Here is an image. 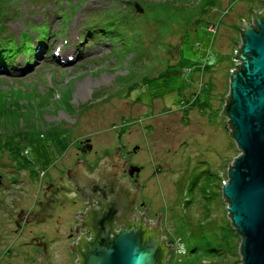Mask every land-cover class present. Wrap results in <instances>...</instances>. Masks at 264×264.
Returning a JSON list of instances; mask_svg holds the SVG:
<instances>
[{
	"label": "rangeland",
	"instance_id": "obj_1",
	"mask_svg": "<svg viewBox=\"0 0 264 264\" xmlns=\"http://www.w3.org/2000/svg\"><path fill=\"white\" fill-rule=\"evenodd\" d=\"M200 1L2 0L3 36L18 43L25 32L37 47L36 37L48 35L36 56L19 54L10 69H1L0 135L23 140L0 156L6 186L0 190V264L21 261L28 241L29 227L15 234L13 215L7 216L31 198L32 183L20 164L28 161L30 172L43 158H58L62 144L72 152L84 138L99 153L116 154L118 146L121 160L136 149L131 162L143 168L142 200L151 206L147 223L154 225L163 212L160 238L170 247L181 240L166 264L210 262L211 229L217 227L220 237L219 227L229 219L223 199H209L207 177L226 175L239 154L221 109L237 64L242 22L250 24L262 5L249 12L242 0H222L207 6L204 15ZM135 3L142 13L133 10ZM105 13L100 27L108 35L91 41L86 24ZM116 13L127 17L111 19ZM168 67L178 75L149 81ZM205 67L212 71L204 73ZM207 82L213 85L209 97L202 92ZM182 99L193 105L186 120ZM74 259L70 255L69 264Z\"/></svg>",
	"mask_w": 264,
	"mask_h": 264
},
{
	"label": "water",
	"instance_id": "obj_2",
	"mask_svg": "<svg viewBox=\"0 0 264 264\" xmlns=\"http://www.w3.org/2000/svg\"><path fill=\"white\" fill-rule=\"evenodd\" d=\"M134 7L137 13L143 12L138 3ZM239 34L241 44L233 59L240 64L230 72L229 102H226L221 114L228 118L227 123L232 131L230 136L239 154L227 170V180L222 182L221 194L226 201L231 226L241 239L239 264H264V2L260 13L252 12L250 24L242 22ZM115 149L116 154L110 159L106 160L105 154L102 160L98 159L93 173H90L85 162L76 163L75 170H67V179L73 182L76 192L68 182L59 178L63 184L59 190L68 201L76 193H81V198L88 200L86 208L90 206L85 213L88 218L81 222V226H76L74 232L78 234V229L86 226V229H91V240L85 241V236L81 234L78 244L69 247L78 255L75 264H166L172 255V247L160 238L159 220L163 212L158 214L154 225L147 223L148 207L144 208L142 214H137L136 222L126 220L133 218L131 214L136 211L134 204L138 201L140 186L137 183L136 191H132L131 182L136 180L120 182L119 175L126 172L129 156L120 161V154H117L120 149L118 146ZM135 171L137 173L139 168ZM98 177L101 178L100 186L97 185ZM44 190L48 191L44 193L47 203H39L42 210L39 211L40 215L36 214L40 222L44 221L41 212L51 217V212L44 209L53 210L48 205L54 203L49 197L56 202H64L58 195V189L51 184ZM36 215L30 214L25 222L33 220ZM113 219L118 225L124 224L117 229L116 224L112 223ZM32 240L37 242V238ZM31 241L23 245H32ZM35 245L43 247V254L35 251L40 256H36L37 261L30 259L31 263L47 264L44 262L45 244L39 241Z\"/></svg>",
	"mask_w": 264,
	"mask_h": 264
},
{
	"label": "flooded vegetation",
	"instance_id": "obj_3",
	"mask_svg": "<svg viewBox=\"0 0 264 264\" xmlns=\"http://www.w3.org/2000/svg\"><path fill=\"white\" fill-rule=\"evenodd\" d=\"M88 140L86 138L77 140L75 143L76 147L72 152L66 151L63 152L58 158H43L42 162L38 161V163H35L34 170H37L40 167H43L44 169V173L41 178L39 177L38 179H35L34 177L32 179L31 174L27 170H24L26 173L24 174V176L26 177L27 181L29 182L28 179L30 178L32 183L31 198L22 204L19 202L17 206H15L13 209H10V212H7V216L10 215L11 217L13 215V232L15 234L20 233L21 228L23 231L24 226L29 227L28 241L25 244H30V241L34 238H37V242L32 240V245H25L26 249L25 251H23L24 253L21 256V261L16 260L14 262L15 264H32L30 259L33 261H37L36 256H40V253H35V251L41 252V254H43V247L35 245L36 243L38 245L39 241L40 243L45 244V263L69 264L70 255H74L75 259L73 264H75L78 255L75 252H72L69 247H73V245L78 244V240L80 239V233L83 231H85L86 233V237H84L85 241L91 240V233H89L91 229H86V226L84 228H79L78 234L74 232L75 227L81 226V222L85 221L88 218V216H86L87 214H85L87 211L90 210V206H87L86 208L88 200L82 199L81 193H76L73 198H70L71 201H68V198L63 196L61 194V190H59V188L63 186V184L59 180V178H61L68 182L72 186L73 191L76 192L73 182L67 179L66 175L67 170H75L76 163L85 162V165L90 168V173H93L94 164L98 162V159L102 160L104 154L107 155L106 160L110 159L112 156H115V151H112L110 153H99L98 151H94ZM130 150H127L126 152L127 156H129L128 165L125 168L126 172L120 173L119 180L121 183L127 182L129 180H136L137 182H131L130 189L132 191H136L135 185L137 183L140 186L138 188V201L134 204L136 211L135 213L131 214V216H137V214H142L144 212V208L146 207H148L146 211V215H148L151 211V206L146 201L142 200V192L146 194L147 189L145 179L142 177L143 168L131 162L132 155L137 153V151H133L132 148ZM119 160L121 161L120 158ZM138 167L139 171L136 173L135 170ZM23 182L24 180L20 181L19 183ZM100 182L101 178L98 177V186H100ZM49 184H51L54 188L58 189V195L61 199L64 200V202L61 203L60 200H57L56 202L54 198L49 197V200H52L54 202L48 203V205H50L53 210L47 207H44V209L46 212H51V217H46L45 213L41 212L42 215H44V217H42L44 221L40 222L37 215H40L39 211L42 210V208L39 203H47V200L44 198V193H48V191L44 189L49 187ZM4 187L6 186L4 185L3 181L2 185L0 186V190L4 189ZM117 189L118 186L115 190ZM142 203L143 205H141ZM91 207L94 206L91 205ZM99 208L103 209V206L99 205ZM104 208H106V204L104 205ZM100 212L101 214H103L102 210ZM30 214L31 216H34L36 214L37 215L33 220L26 223L25 219ZM80 214H83L84 216H81ZM36 219H38V223H36ZM126 220L127 222L131 220V223H133V221H137V219L134 220L133 218H126ZM112 223L116 224L115 226L117 229L124 224L121 223L118 225L115 219H113ZM34 264L39 263L34 262Z\"/></svg>",
	"mask_w": 264,
	"mask_h": 264
},
{
	"label": "trees",
	"instance_id": "obj_4",
	"mask_svg": "<svg viewBox=\"0 0 264 264\" xmlns=\"http://www.w3.org/2000/svg\"><path fill=\"white\" fill-rule=\"evenodd\" d=\"M221 1L222 0H218V1L217 0H201L199 3L201 14L205 15V13H206L205 9L207 6L214 7L216 5V3L221 4ZM242 1H244L245 4H247V6L249 7V12H251V10L253 8H255L256 5H257V7L259 5H262V3H261L262 0H242ZM79 6L80 5L76 4L73 7L74 10H76ZM157 6H159V5H157ZM160 8L164 9V10L168 9V7L166 5H162ZM3 9H5V8L2 6V0H0V75L2 74L1 69H5V68L10 69L9 67H12V64L14 63L16 58L19 56V54H22V53L27 54L29 56V59H31L32 56H34V55L36 56L35 53L38 49V48L36 49L35 47L31 46L32 40L25 32H22L20 34V37L18 39V43H14L10 37L3 36L4 29H5L4 17L6 16V13L4 12ZM133 10L135 11V7L133 8ZM131 14L134 15L133 13H131ZM104 16H106V13L103 14V16L100 15V18L98 19V20H100L99 22H97V17H95L94 18L95 20L93 19V20H91V23L86 24L87 34H88V36H91V38H92L91 41L98 38L100 36L99 33L108 35L106 29L100 27V24L102 22L101 20ZM118 16H120L119 13L113 14L111 16V19L116 18ZM123 16L124 17H120V18L118 17L120 20H122V22L125 20V17H127V15H123ZM47 35L48 34H46L45 32L42 31L40 33V35H38L36 37L37 46H42L45 44V42L47 40ZM239 38H240V34H239ZM91 41L88 40V42H91ZM28 63L30 65V61ZM28 67L29 66L27 64L25 69H27ZM173 68L174 67H168L159 76H156L155 78H152L149 81L152 82V81H156V80L159 81L160 80V82H165V81L172 79L173 76L176 77L178 75V72H177V70H173ZM211 71H212L211 67H205L204 68V73H209ZM132 87H135V85ZM132 87H130V90L132 89ZM212 90H213V85L210 82L205 83V86L202 87V92H204V94L208 97L212 94ZM229 93H230V90H229ZM229 93H228V97L224 103V106L221 109V113L223 112L225 105L229 102L228 101V99L230 97ZM220 99L223 100V97L221 96ZM181 101L183 102V106L186 105V107H184V109H183V119L186 120L187 114H188L189 110H191L193 105L189 104V101H187V100L182 99ZM223 117L228 122V118L226 116H223ZM184 123L186 124L187 122L184 121ZM231 133H232V131L230 132V134ZM16 137H17L16 135L15 136L12 135V137L0 135V156L4 155L5 153L9 154V153H11V151L16 150L13 148L14 147L13 144H17V143L20 144L23 140L21 138L17 139ZM231 139H232V137H231ZM66 149H67V146L62 144L61 152L62 153L65 152ZM27 163H28V161H26V163L25 162L21 163L18 170H27L28 169ZM228 168H227V170H228ZM43 170H44L43 167H40L37 170H34V168H32L29 172L31 174V178L33 179L35 177V179H38L40 172ZM158 170H159V168H157V171ZM225 178H227V173H226V175H223L221 173H219L217 175L208 174L207 180H208V187L210 190L207 192V195H208L209 199L221 198V199H223V203L226 204V201L224 200V198L222 197V194H221L222 182L225 180ZM197 182H198V177L192 178V181L189 184V187L193 188L194 186L197 185ZM116 187H115V189H116ZM101 198H102V196L98 200H100ZM227 217H228V214H227ZM228 219H229V217H228ZM207 225H208V222L206 223L205 226H207ZM216 229H218V228L213 227L211 229L213 231V234H212L213 238L211 237V242L213 244H212V247H210L208 249V252L210 254V262H208L207 264H239L240 260H237V258H239L238 254H239L241 239L238 236V234L234 231V229L232 228L230 220L224 221V225L219 227V229L221 230L220 237H218V234H217L218 232H216Z\"/></svg>",
	"mask_w": 264,
	"mask_h": 264
},
{
	"label": "built area",
	"instance_id": "obj_5",
	"mask_svg": "<svg viewBox=\"0 0 264 264\" xmlns=\"http://www.w3.org/2000/svg\"><path fill=\"white\" fill-rule=\"evenodd\" d=\"M259 13H260V12H259ZM250 22H251V21H250ZM235 62L237 63L236 66L240 64V62H238V61H235ZM236 66H235V69H236ZM235 69H234V70H235ZM179 241H180V243H179V242H177V243H179V245H180V244H181V240L179 239ZM177 243H176V242H171V244L174 245V246L172 247V251H173V248L176 249V247H177ZM179 245H178V246H179ZM177 248H178V247H177ZM175 249H174V250H175ZM183 252L185 253V250H184ZM183 252H182V254H184ZM173 253H174V252H173Z\"/></svg>",
	"mask_w": 264,
	"mask_h": 264
},
{
	"label": "bare ground",
	"instance_id": "obj_6",
	"mask_svg": "<svg viewBox=\"0 0 264 264\" xmlns=\"http://www.w3.org/2000/svg\"><path fill=\"white\" fill-rule=\"evenodd\" d=\"M67 58V57H66Z\"/></svg>",
	"mask_w": 264,
	"mask_h": 264
}]
</instances>
